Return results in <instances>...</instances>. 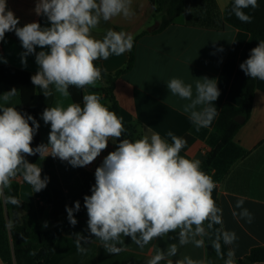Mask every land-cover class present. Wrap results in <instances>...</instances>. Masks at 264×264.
I'll list each match as a JSON object with an SVG mask.
<instances>
[{
  "label": "clouds",
  "instance_id": "9594fccd",
  "mask_svg": "<svg viewBox=\"0 0 264 264\" xmlns=\"http://www.w3.org/2000/svg\"><path fill=\"white\" fill-rule=\"evenodd\" d=\"M258 6V0H233L232 13L242 23H251L253 18L244 10ZM33 11L46 18L45 26L38 21L19 26L8 0H0V42L6 33L14 32L24 50L21 63L26 66L27 57L34 55L38 68L31 82L46 98L54 93L70 97V87H95L103 79L102 69L95 62L121 56L134 46V36L126 31L109 28L100 39L93 35L102 21L131 19L135 14L132 0H35ZM239 67L252 80L264 81V40L250 50ZM166 84L172 96L188 101L184 111L190 114L197 131L209 127L218 116L212 106L220 96L215 79L198 78L194 88L175 77ZM16 95V88L0 94V199L20 205L16 197L5 195L18 175L34 192L47 187L49 178L42 176V167L26 157L39 154L40 160L51 156L73 168L86 167L111 141L115 150L95 169L91 194L83 197L90 235L74 234L77 250L85 252L80 241L91 237L98 239L108 253L115 254L122 250L118 247L122 237L143 249L154 239L177 233L178 244L156 249L146 264H204L189 256L171 259L179 246H204L205 222L208 227L222 223V210L213 198L216 182L202 170L199 159L181 155L187 143L184 138L172 132L167 133L170 142L157 132L134 141L123 138L122 119L93 92L83 95L82 104L46 107L41 119L50 125L47 143L33 147L40 124L32 115L8 106ZM240 204L242 201H238ZM80 208V201L65 207L70 225L77 224L74 213ZM11 226L9 221L7 227ZM221 239L231 244L236 236L226 232L218 235L214 245L218 254ZM232 257L229 252L225 264H234Z\"/></svg>",
  "mask_w": 264,
  "mask_h": 264
},
{
  "label": "crops",
  "instance_id": "0c3cea01",
  "mask_svg": "<svg viewBox=\"0 0 264 264\" xmlns=\"http://www.w3.org/2000/svg\"><path fill=\"white\" fill-rule=\"evenodd\" d=\"M183 2V12L160 32H151L157 21L152 0H132L135 14L131 19L116 17L107 23L102 21L93 35L100 39L105 31L111 28L126 31L136 38L133 66L121 74L115 84L120 116L125 122L137 127L136 139L157 132L170 142L167 133L172 132L187 141L181 155L199 159L202 164L218 140L214 129L218 116L209 127L197 131L190 114L184 111V105L188 101L172 96L166 83L175 77L192 84L194 88L198 78L215 79L220 96L212 106L216 107L218 115L224 103L239 104L246 76L239 67L242 63L240 54L249 38V32L222 22L223 12L230 0H214L215 4L211 3V0ZM34 7L35 0H8V8L15 13L22 25L39 22L41 16L34 13ZM150 27L153 28L150 30ZM144 30L149 32L141 35ZM39 50L38 48L37 51ZM23 51L19 40L13 36L5 37L4 41L0 42V68H12L34 75L38 68L35 57L28 56L27 65L24 66L20 56ZM128 59L129 52L96 62L104 70L114 72L124 67ZM102 84V81H99L95 87L83 89V95L95 92L102 97L101 102L109 106L110 102L98 90ZM16 89L17 95L8 106H15L23 113L25 106L21 91ZM0 103L3 101L0 100ZM37 103L40 107L37 114L40 124L39 141L40 144L47 143L50 125L41 122L43 110L57 103L67 106L73 103V99L71 96L65 98L55 93L46 98L34 90L33 94H30L27 107L33 108ZM113 146L109 141L107 149L86 167L73 168L67 162L50 156L40 160L39 154L26 158L42 167V176L49 177L48 170L54 165L56 176L68 200V207H73L75 201H80L81 208H85L83 197L90 194V189L95 183V169L100 166ZM208 175L216 182L213 198L217 207L222 210L221 224L208 227V222H205L211 242L214 246L218 235L225 232L235 233L236 239L231 244L220 240L219 255L228 257V253L232 252L233 260L242 259L253 247L264 246V81L256 80L255 98L249 119L239 128L232 142L216 156ZM13 180L20 184L21 201L32 202L35 207H44V210L48 208L50 211L51 206L46 201L45 189L34 192L21 175ZM238 201H242L239 206ZM62 219H67V213L61 216ZM87 219V215L77 217L75 226L69 223L64 228L48 259L49 264H146L156 249H167L172 243L178 244L177 233L154 239L143 249L130 238L122 237L123 243L118 245L122 250L110 254L98 239L91 237L80 241L81 246L86 249L81 253L77 250V238L74 234L79 233L85 237L90 235ZM22 221L13 220V226ZM7 233L10 246V229L9 232L6 231L0 222V238L5 236L6 239ZM3 253L4 249L0 246V264L5 263ZM185 256L204 261L206 264L205 243L199 248L192 243L179 246L176 256L171 259L176 261ZM161 264L165 262L162 261Z\"/></svg>",
  "mask_w": 264,
  "mask_h": 264
},
{
  "label": "trees",
  "instance_id": "16d2710c",
  "mask_svg": "<svg viewBox=\"0 0 264 264\" xmlns=\"http://www.w3.org/2000/svg\"><path fill=\"white\" fill-rule=\"evenodd\" d=\"M155 7L154 17L159 21V25L154 27L151 32H160L165 27L173 22V20L180 15L184 10L183 0H152ZM211 3L215 4L214 0ZM232 3L230 0L226 6L222 22L227 23L235 28L245 30L249 32V38L244 45L241 54L240 61H245L250 50L257 46L260 40H264V0H258V7L252 9L251 7L245 9L246 14L250 15L253 19L251 23H242L232 13ZM39 23L45 26L47 21L45 17H40ZM19 26H23L21 23ZM148 30L141 32L142 34L148 33ZM13 36L19 40L14 32L6 33L5 37ZM136 38L134 39L135 45ZM98 67L100 65L95 62ZM134 63V46L129 52V59L126 65L117 71L108 72L102 67L103 79L102 86L98 90L101 91L103 97L107 99L109 109L114 111L120 118V105L115 96V84L119 76L129 71ZM32 74L27 72L18 71L12 68H0V92L11 90L12 88H19L21 91L22 101L24 103L23 113L32 115L38 121V109L39 104L37 103L33 108H28V101L30 100V94H33L34 90L40 93L38 88L33 87L31 82ZM73 102L83 103V89L70 87L69 89ZM256 91V80H252L250 77L245 76L242 90H241V101L239 104H233L226 102L223 104L219 115L216 119L214 129L218 135V140L215 143L213 149L208 153L205 161L201 164L202 170L208 174L210 166L219 152L228 144H230L245 121H247L251 115L253 102ZM29 94V95H28ZM32 96V95H31ZM237 116H243L244 121L242 123L236 121ZM122 119V118H121ZM125 133L123 138H127L130 131L136 127L133 124L125 122ZM40 144L39 141V130L34 137L32 146L36 147ZM116 145L110 150H115ZM49 172V182L45 188V198L50 204L49 219L52 222V226L48 229L43 228V224L40 221V217L43 214L44 207H35L32 202H26L20 200V184L18 181L13 180L10 189L5 190V195L16 197L20 205L6 204L3 199H0V203L4 204L6 209L15 211L19 214V209L23 208L26 213L22 216V222L10 228V236L13 245V257L4 256V264H49L48 259L51 256L55 244L58 242L62 235L64 228L69 224L68 219L61 220V216L66 214L65 207L68 206V200L62 191L61 185L55 173L54 165L51 166ZM91 194V192H90ZM89 194V195H90ZM75 218L87 215L86 208H80L79 212L74 213ZM31 225V227H30ZM3 226V223H2ZM206 229V226H205ZM206 235L203 237L205 242L206 250V264H225V260L228 257L220 256L209 237L206 229ZM2 237L0 238V246L3 249ZM254 262H264V246L253 247L249 254L242 259L234 260V264H252Z\"/></svg>",
  "mask_w": 264,
  "mask_h": 264
},
{
  "label": "rangeland",
  "instance_id": "374dc122",
  "mask_svg": "<svg viewBox=\"0 0 264 264\" xmlns=\"http://www.w3.org/2000/svg\"><path fill=\"white\" fill-rule=\"evenodd\" d=\"M155 23H156V21H155ZM41 122H43L42 119H41ZM136 138H138V129H137V127H134L130 131V134L127 137V139L134 140ZM39 219L42 222L44 229L50 228L52 226V222L49 219V209L48 208H45V210H43V214ZM63 219H64V217H63ZM13 220H22V216L17 214L15 211L9 212L6 209L5 205L0 203V222H1V224L3 223V227L6 231L8 230V232H9V229L13 226V224H14ZM9 221H12L11 227H7ZM45 223H47V227H44ZM30 227H31V225H30ZM6 237H7L6 239H5V236L2 237V239H3L2 240V242H3L2 248L4 249V253H5L6 257H13V245L12 244H10V246L8 245V233H7Z\"/></svg>",
  "mask_w": 264,
  "mask_h": 264
},
{
  "label": "water",
  "instance_id": "95a60500",
  "mask_svg": "<svg viewBox=\"0 0 264 264\" xmlns=\"http://www.w3.org/2000/svg\"><path fill=\"white\" fill-rule=\"evenodd\" d=\"M157 25H159V21L158 20L155 23V26H157ZM152 28L153 27H150L149 29L151 30ZM236 121L242 123L244 121V117L243 116H237L236 117ZM25 213H26V210L25 209H23V208H20L19 209V215L20 216H23Z\"/></svg>",
  "mask_w": 264,
  "mask_h": 264
},
{
  "label": "built area",
  "instance_id": "2783aa9c",
  "mask_svg": "<svg viewBox=\"0 0 264 264\" xmlns=\"http://www.w3.org/2000/svg\"><path fill=\"white\" fill-rule=\"evenodd\" d=\"M51 157V156H50ZM53 158V157H52Z\"/></svg>",
  "mask_w": 264,
  "mask_h": 264
}]
</instances>
